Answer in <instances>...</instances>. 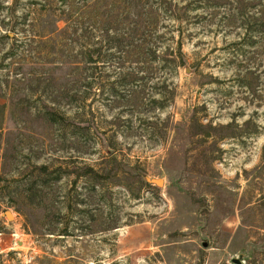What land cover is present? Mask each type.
<instances>
[{
	"label": "rangeland",
	"instance_id": "obj_1",
	"mask_svg": "<svg viewBox=\"0 0 264 264\" xmlns=\"http://www.w3.org/2000/svg\"><path fill=\"white\" fill-rule=\"evenodd\" d=\"M264 264V0H0V264Z\"/></svg>",
	"mask_w": 264,
	"mask_h": 264
},
{
	"label": "water",
	"instance_id": "obj_2",
	"mask_svg": "<svg viewBox=\"0 0 264 264\" xmlns=\"http://www.w3.org/2000/svg\"><path fill=\"white\" fill-rule=\"evenodd\" d=\"M233 263L240 264V261L235 259V260H233Z\"/></svg>",
	"mask_w": 264,
	"mask_h": 264
}]
</instances>
